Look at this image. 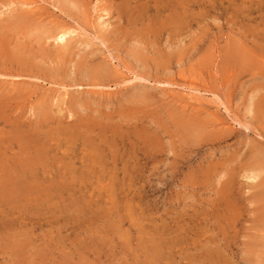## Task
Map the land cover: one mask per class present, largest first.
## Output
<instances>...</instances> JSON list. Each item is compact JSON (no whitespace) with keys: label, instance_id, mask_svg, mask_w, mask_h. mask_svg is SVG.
I'll list each match as a JSON object with an SVG mask.
<instances>
[{"label":"rangeland","instance_id":"1","mask_svg":"<svg viewBox=\"0 0 264 264\" xmlns=\"http://www.w3.org/2000/svg\"><path fill=\"white\" fill-rule=\"evenodd\" d=\"M20 1L0 264H264V0Z\"/></svg>","mask_w":264,"mask_h":264},{"label":"bare ground","instance_id":"2","mask_svg":"<svg viewBox=\"0 0 264 264\" xmlns=\"http://www.w3.org/2000/svg\"><path fill=\"white\" fill-rule=\"evenodd\" d=\"M20 1V0H19ZM58 2V1H57ZM20 3L23 5V4H25V5H27L28 3L26 2V0H21L20 1ZM30 5V4H29ZM5 7V6H4ZM11 7V6H10ZM100 12V11H99ZM99 15V17L98 18H100V17H102L103 18V16H100V14H98ZM102 15V14H101ZM104 15V14H103ZM106 17V16H105ZM106 18H108V17H106ZM114 18H115V16H114ZM99 20V19H98ZM106 20V19H105ZM98 23H101V21H99ZM104 23H106V21L104 22ZM111 23V22H110ZM100 26V25H99ZM103 29V28H102ZM106 29V28H105ZM54 30H57V29H54ZM74 32V31H73ZM73 32L72 31H70V30H67V29H64V30H60L59 29V31H57V32H55V34L53 35V37H54V39L56 40V42H66L67 41V39L69 38V35L70 36H72L71 35V33L73 34ZM77 33V32H76ZM68 36V38L66 39V37ZM52 38V37H51ZM53 39V40H54ZM70 39V38H69ZM66 40V41H65ZM58 42V43H59ZM68 42V41H67ZM58 43H56V44H58ZM63 45H64V43H63ZM60 53V52H59ZM41 58V57H40ZM49 60V59H48ZM46 64V63H45ZM17 73V72H16ZM7 77V76H6ZM46 79V78H45ZM140 79H142V78H140ZM165 83V82H164ZM78 85V84H77ZM79 86V85H78ZM101 86V85H100ZM66 92H68V91H66ZM66 92H64V95H67V93ZM62 94H63V92H62ZM101 96V95H100ZM63 97H67V96H63ZM65 98H63L64 100H65ZM66 101V100H65ZM62 103H64L63 101H62ZM70 104V103H69ZM62 105V104H61ZM68 105V104H67ZM81 105V104H80ZM63 106V105H62ZM61 107V106H60ZM67 107V106H66ZM58 108V107H57ZM62 108V107H61ZM68 108V107H67ZM59 109V108H58ZM62 110V109H61ZM65 111H66V108L64 109ZM58 111V110H57ZM69 111V110H68ZM58 113H60V112H58ZM71 114V113H70ZM62 117V116H61ZM239 121V120H238ZM234 122V121H233ZM116 124V123H115ZM264 163V162H263ZM90 166V165H89ZM262 166H264V164L262 165ZM264 169V168H263ZM259 171H260V169H259ZM252 172V171H251ZM250 172V173H251ZM222 173V172H221ZM254 173L252 172V175H253ZM251 175V176H252ZM255 175V174H254ZM248 176V175H247ZM246 176V177H247ZM250 177V176H249ZM254 176H252V178H253ZM251 178V177H250ZM228 179V178H227ZM255 178H253V180H254Z\"/></svg>","mask_w":264,"mask_h":264}]
</instances>
